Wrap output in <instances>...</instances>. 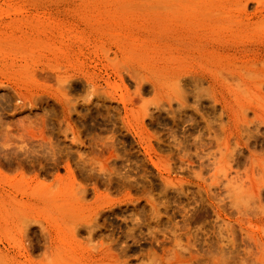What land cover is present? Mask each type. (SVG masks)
Masks as SVG:
<instances>
[{"label": "rangeland", "instance_id": "rangeland-1", "mask_svg": "<svg viewBox=\"0 0 264 264\" xmlns=\"http://www.w3.org/2000/svg\"><path fill=\"white\" fill-rule=\"evenodd\" d=\"M0 264H264V0H0Z\"/></svg>", "mask_w": 264, "mask_h": 264}]
</instances>
